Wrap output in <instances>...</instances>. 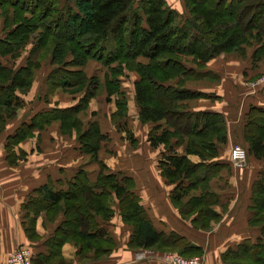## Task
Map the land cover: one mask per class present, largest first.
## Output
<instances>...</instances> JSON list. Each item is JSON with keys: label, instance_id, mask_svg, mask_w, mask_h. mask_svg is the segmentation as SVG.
<instances>
[{"label": "trees", "instance_id": "trees-1", "mask_svg": "<svg viewBox=\"0 0 264 264\" xmlns=\"http://www.w3.org/2000/svg\"><path fill=\"white\" fill-rule=\"evenodd\" d=\"M182 1L183 17L166 0H0V135L25 105L22 95L32 86L45 47H51L53 66L46 79L48 91L62 88L82 93L72 106L34 113L4 143L7 162L16 164L28 155L16 149L20 141L32 136L34 129L42 130L58 120L62 133L75 131L79 150L97 161L100 171L94 183L80 170L65 189L53 190L48 185L40 189L50 201L46 210L62 211L65 216L57 228L62 239H75L80 253L93 250L97 258L114 248L113 238L95 217L111 218L115 200L122 221L132 226L129 247L175 251L186 257L203 252L184 235L154 226L131 177L105 171L98 151L107 134L97 122L86 125L80 117L100 89L97 77H88L81 69L90 59L109 72L106 100L119 94L116 116L124 114L127 104L117 77L125 67L138 74L134 82L138 118L151 125L147 141L160 151L159 174L172 186L170 200L180 216L204 231L221 217L213 208L220 195L210 181L228 164L218 160L219 148L227 142L226 121L216 111L189 109L188 100L208 95L188 88L186 81L200 76L197 70L222 53L243 57L253 47L252 65L264 60V0ZM124 130L134 141L129 130ZM244 140L247 156L264 159L263 107L249 106ZM249 210V225L259 227L260 235L226 249L222 253L226 264H264V168L252 183Z\"/></svg>", "mask_w": 264, "mask_h": 264}, {"label": "crops", "instance_id": "crops-1", "mask_svg": "<svg viewBox=\"0 0 264 264\" xmlns=\"http://www.w3.org/2000/svg\"><path fill=\"white\" fill-rule=\"evenodd\" d=\"M2 20V19H1ZM2 22V21H1ZM2 27L0 29V32ZM1 35V34H0ZM251 53L247 51L244 57L231 54H220L212 58L203 68L197 70L200 76L189 78L186 86L192 90L206 93L207 97L191 99L187 101L188 107L194 111H216L221 113L226 121L227 142L220 146L218 159L230 163V149L236 142L244 140V117L250 105L264 108V82H260L262 75L260 68H255L251 61ZM49 66H52L50 56L46 57ZM42 60V63H43ZM92 61L99 63L94 73H89V65ZM17 64V63H16ZM39 69V68H38ZM35 71L32 86L22 95L27 103L21 107L15 118L8 120L4 132L0 135V264H7L8 255L19 246H26L31 250V264H165L161 260L164 252L153 249H133L128 246L132 226L124 223L119 214L117 200L112 206L114 214L109 219H103L96 215L99 227L105 229L106 233L113 238L115 246L106 255L94 258L93 250L80 253V244L72 237L62 239L57 228L65 219L62 211L53 213L46 210V204L50 201L40 189L48 185L53 190L65 189L67 181L84 170L90 183H94L100 171L97 161L90 154L82 153L76 139L75 131L71 134H63L58 120L51 121L44 129H34L33 135L26 137L16 147L28 153L24 160L16 164H9L6 160L4 143L7 135L12 133L22 122L29 121L30 117L41 110L54 107L66 108L76 104L82 93L69 94L66 101L59 97L52 98L58 89L48 91L46 84L41 85V74ZM78 69V68H77ZM81 69L88 77H97L100 85L98 93L90 99L87 109L82 116L86 125L89 122H97L100 130L107 134L108 139L104 142L121 143L122 149L116 153L108 152L102 143L98 151V159L106 165V172L117 173L134 178V190L142 197V204L154 226L161 231H175L187 237L193 243L199 245L206 254V264H226L222 260V253L228 248H234L244 239H255L260 235V229L249 225L251 211L249 210L252 183L260 170L264 168V159L258 160L251 155L247 156V164L243 169L232 168L230 181L222 183L216 191L220 195V201L214 205V209L221 215L220 219L213 221L211 229L204 231L192 226L189 219L180 216L179 210L170 200L171 185L167 184L159 174L156 164L153 167V178L155 181L138 182V178L126 173L125 163L114 166L113 158L125 160L126 153L131 152V143L137 142V133L134 141L126 137V131L145 125L144 146L149 150H159L150 146L147 141L149 123H142L138 118V107L134 98V82L138 74L133 71L132 84L129 93L132 100L128 98L123 77L119 79V91L126 98V111L122 116H116V99L119 94L115 93L106 100L107 90L105 85L106 75L109 73L106 66L99 61L90 59ZM44 73V81L47 75ZM103 71L102 74L100 72ZM100 75H103L100 77ZM125 75V74H123ZM109 75V79H110ZM40 85V87H39ZM53 92V93H52ZM59 96V95H58ZM101 103V107L98 105ZM135 106V117L128 122L129 104ZM106 105L108 111H106ZM80 114V115H81ZM136 139V140H135ZM139 140V139H138ZM141 143V140H140ZM126 149H128L126 151ZM141 155V154H140ZM111 159V160H110ZM118 162V161H117ZM116 162V163H117ZM135 174L142 176L148 171L144 167L132 169ZM147 177H149L147 175ZM152 178V177H151ZM140 179V178H139ZM226 184V185H224ZM146 252L147 257L138 260L137 252Z\"/></svg>", "mask_w": 264, "mask_h": 264}, {"label": "rangeland", "instance_id": "rangeland-1", "mask_svg": "<svg viewBox=\"0 0 264 264\" xmlns=\"http://www.w3.org/2000/svg\"><path fill=\"white\" fill-rule=\"evenodd\" d=\"M61 1V0H60ZM166 2H167V4L169 5V6H171L172 8H174L180 15H181V17H183V16H185V14H186V10H185V8H184V4H183V1L182 0H166ZM2 17H0V29H1V27H2ZM0 34H1V32H0ZM1 36V35H0ZM51 51V47H49V46H47V47H45V50H43V52H42V56H43V58L45 59L46 57H48V56H50L49 55V52ZM247 51L249 52V53H251V51H253V47H251V48H248V49H246V53H247ZM231 55H237V56H239L237 53H230ZM244 57V56H243ZM144 61V60H143ZM20 62H21V60H20ZM49 63H50V61H49ZM252 63V62H251ZM259 63V65L257 66V67H255V68H260V70L262 69V67H264V60H262V61H260V62H258ZM114 65H118L117 64V62H114L113 63ZM191 66H193V67H195V65L194 64H190ZM90 67H89V70H88V72L90 73L91 72V74L92 73H94V71L95 72H97L95 69L97 68V67H102L99 63H97V62H95V61H92L91 62V64L89 65ZM105 66V65H104ZM53 66H49V64H48V61L47 62H45V60H43V63H41V66L39 67V69H38V71H37V73L40 75L41 74V76H42V78H40V81H42L43 80V82H40L41 83V85H42V83L43 84H46V89H49L48 88V85H47V80H46V82L44 81V73L46 72V71H48V69L50 70L51 68H52ZM104 67H102L101 68V70H104L103 69ZM107 69V68H106ZM133 71L134 70H129L128 68H124L123 69V71H122V73H121V75L122 76H124L123 77V82H125L124 83V87H125V89H126V92H127V96H128V98L129 99H131L132 100V97H131V95H130V93H129V89H130V87H131V84H132V79H133ZM260 72H262V75H261V77L264 75V68H263V70H261ZM103 73V71H101L100 72V74H102ZM123 74H125V75H123ZM103 75H100V77H102ZM260 77V78H261ZM259 78V79H260ZM47 79V78H46ZM39 87H40V85H39ZM58 89V88H57ZM56 90V89H55ZM104 91V89L102 90H99L98 91V93L100 94V93H104L103 92ZM53 93V92H52ZM69 94H71V93H65V92H63V91H61L60 89H58L57 91H56V93L55 94H52V98L53 97H55V96H57V97H59L60 98V100L61 101H66L67 99H66V97H70V95ZM59 95V96H58ZM28 103V102H27ZM27 103H25V105L27 104ZM99 107H101L102 105H101V103L98 105ZM105 107H106V111H108V108H107V106L106 105H104ZM20 109V108H19ZM18 109V110H19ZM20 111V110H19ZM19 111H17L18 113H20ZM128 111H129V116H128V122H132L133 121V119H134V117H135V111H136V109H135V106L132 104V103H130L129 104V109H128ZM16 112V114H15V116L18 114ZM83 114V113H82ZM82 114L80 115V117H83V119H86V118H84V117H87V115H83L82 116ZM15 116L13 117V118H15ZM82 119V118H81ZM131 126V131H132V136H134L135 137V134L137 133L138 135H137V137H136V139H137V142L135 143V144H133V143H131V144H129L130 145V150H131V152H133V151H135V154L136 155H133V153H126V155H125V160H120V159H117V157L115 156L114 158H113V164H114V166L115 165H117L118 163H125L126 165H125V167H128V168H126L127 170H126V173H128V174H131V175H133V176H135L136 178H138V181H137V183L138 182H148V181H155L154 180V178H153V173H154V171H153V167H155V164H156V157L157 156H159V154H160V151L158 150H149L148 149V147H146V145L144 146L143 144H144V142H143V140H144V134H145V125H142V124H139V127H137V128H135V131H133L134 129L132 128V124L130 125ZM127 137V136H126ZM134 139V138H133ZM135 139V140H136ZM139 139V140H138ZM140 140H141V143H140ZM109 141V143L107 144L106 142H104V143H106L105 145L107 146V147H105V149L106 150H109L108 152H111V153H116V150L117 149H122V145H121V143H118V142H110V139L108 140ZM133 142V141H132ZM236 143H238V144H241V145H243L244 146V144H243V142H241V141H239V142H236ZM128 149H126V151H127ZM181 152V151H180ZM141 154V155H140ZM111 160V159H110ZM219 160V159H218ZM118 161V162H117ZM117 162V163H116ZM226 163H228V164H226L223 168H221L220 169V171L218 172V174H216L213 178H212V180L210 181V183H211V186H212V188L216 191V189H219V186L222 184V183H228L229 181H230V178H231V175H232V168L234 167L235 169H243L246 165H243V166H236V165H234V163L230 160V163L229 162H227L226 161ZM246 164H247V161H246ZM139 167H144V168H146L147 169V171H148V173L146 174H142V176H138L137 174H135L134 173V171L132 170V169H134V168H139ZM147 175L149 176V177H147ZM161 176V175H160ZM152 177V178H151ZM140 178V179H139ZM136 180V179H135ZM134 180V178H132V182H133V185L132 186H134L135 185V181ZM165 181V180H164ZM226 184H224V185H226ZM135 191V193L140 197V199H141V203H142V197L140 196V194H139V192H137L136 190H134ZM218 191V190H217ZM113 203H116V202H114L113 201ZM214 207V206H213ZM192 215H194V214H192ZM189 218H191V217H189ZM199 220H200V218H198ZM190 220V219H189ZM214 221V220H213ZM213 221H211V223L213 222ZM212 225V224H211ZM192 242V241H191ZM167 252H175V251H167ZM204 252V251H203ZM202 252V253H203ZM201 254V253H200ZM200 254H196V255H200ZM194 256V255H193Z\"/></svg>", "mask_w": 264, "mask_h": 264}, {"label": "built area", "instance_id": "built-area-1", "mask_svg": "<svg viewBox=\"0 0 264 264\" xmlns=\"http://www.w3.org/2000/svg\"><path fill=\"white\" fill-rule=\"evenodd\" d=\"M264 82V75L259 79ZM230 160L236 166L246 165L247 152L246 149L238 143H235L230 149ZM138 260L147 257L146 252L140 251L136 253ZM161 260L165 264H206V254L194 255L190 257L182 256L175 252H165L161 255ZM32 253L26 246H19L13 250L7 257V264H31Z\"/></svg>", "mask_w": 264, "mask_h": 264}]
</instances>
